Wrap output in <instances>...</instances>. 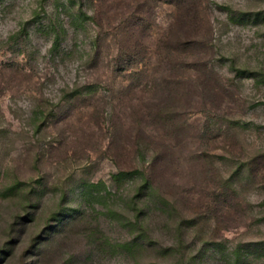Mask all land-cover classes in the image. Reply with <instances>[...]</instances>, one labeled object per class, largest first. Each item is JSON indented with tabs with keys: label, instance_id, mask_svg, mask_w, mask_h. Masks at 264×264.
<instances>
[{
	"label": "rangeland",
	"instance_id": "rangeland-1",
	"mask_svg": "<svg viewBox=\"0 0 264 264\" xmlns=\"http://www.w3.org/2000/svg\"><path fill=\"white\" fill-rule=\"evenodd\" d=\"M0 264H264V0H0Z\"/></svg>",
	"mask_w": 264,
	"mask_h": 264
}]
</instances>
